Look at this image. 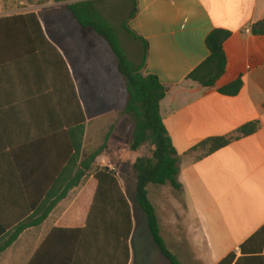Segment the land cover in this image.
Segmentation results:
<instances>
[{
    "label": "crops",
    "instance_id": "0c3cea01",
    "mask_svg": "<svg viewBox=\"0 0 264 264\" xmlns=\"http://www.w3.org/2000/svg\"><path fill=\"white\" fill-rule=\"evenodd\" d=\"M135 3L138 9L128 27L148 46L142 74L158 77L166 88L160 113L178 159L179 189L170 184L147 189L161 236L183 264H221L230 254L236 255L233 264L248 259L255 248L248 242L264 227V36L251 34V26L264 18V0ZM30 13L15 14L36 28L30 51L24 36L7 35L0 25V219L5 223L28 215L56 177L69 144L68 129L80 121V107L85 152L91 121L75 80L73 55L54 42L66 45L70 40L52 38L35 13L41 33ZM11 16L1 15L0 22ZM217 29L232 33L225 43L228 65L215 87L204 88L187 78L209 57L206 39ZM238 79L244 82L239 94L221 93ZM103 117L98 112L95 119L102 122ZM251 122L261 123L255 134L209 156L193 151L209 139L236 135ZM132 134L125 136L132 139ZM127 149H118V155L133 167L144 156ZM108 154L99 156L97 164L117 172L131 227L121 234L97 225L87 228L98 187L91 172L41 226L23 232L0 264H169L136 203V172L123 169L127 174H119Z\"/></svg>",
    "mask_w": 264,
    "mask_h": 264
},
{
    "label": "trees",
    "instance_id": "16d2710c",
    "mask_svg": "<svg viewBox=\"0 0 264 264\" xmlns=\"http://www.w3.org/2000/svg\"><path fill=\"white\" fill-rule=\"evenodd\" d=\"M74 0H54L56 3L71 2ZM133 11L129 20L133 18L138 9L135 0ZM70 16L77 24L83 28L94 32L97 36L107 42L111 51L115 55L118 63L119 73L125 78L127 85V102L125 114L133 122V134L129 145L131 152H139L146 144L152 146L151 157H140L133 165L136 172L135 198L140 210L147 217L148 228L153 242L168 261L169 264H183L178 257L172 253L163 237L161 236L160 224L156 210L149 200L148 187L172 185L179 189L177 176L179 174L177 152L173 147L167 128L161 117V102L166 97V88L160 83L156 76H144L142 70L146 64L147 43L138 37L126 25V32L135 40L142 42L143 52L140 63L132 62L125 53L119 36L113 26L98 10L93 1H82L67 5ZM29 19L38 24L42 33L41 25L34 12L27 15ZM5 33L15 34L17 37L24 36L25 48L29 51L35 48L36 28L32 26L25 17L12 15L3 18L0 22ZM253 36H264V18L251 26ZM232 33L224 29L214 30L206 39L209 50V57L190 75L187 80L201 85L204 88H213L226 72L228 59L225 52V43ZM23 41V40H22ZM32 48V49H31ZM244 82L238 79L221 90L227 96H236L242 90ZM80 109V121L72 123L68 129V145L62 152L64 156L61 165L56 171V177L44 189L38 199L24 218L12 223H5L0 219V257L9 249L19 237L29 228L41 226L57 207V205L67 198L68 194L79 187L82 181L94 173L98 181V187L90 209L87 228L95 225L115 230L122 233L128 226L131 227L130 206L127 202L117 178V172L105 167L96 168V162L108 147L112 131L106 136L104 144L92 154L85 152L84 141L86 133L85 116ZM261 129L260 122H251L241 129L236 135L228 137L213 138L202 142L193 151L203 150V156H209L225 147L231 142L243 137L251 136ZM78 231V230H77ZM127 238V237H126ZM127 240V239H126ZM254 243L252 257L239 258L235 264L246 261L247 264H263L264 255L260 256L264 247V227L257 232L248 242ZM244 251V247H241ZM236 259L235 254H230L221 264H233Z\"/></svg>",
    "mask_w": 264,
    "mask_h": 264
},
{
    "label": "rangeland",
    "instance_id": "374dc122",
    "mask_svg": "<svg viewBox=\"0 0 264 264\" xmlns=\"http://www.w3.org/2000/svg\"><path fill=\"white\" fill-rule=\"evenodd\" d=\"M82 1L96 3L98 10L117 32L129 59L136 64L140 63L142 44L132 38L125 29L133 11L132 0H74L62 3H56L54 0H0L2 6L0 16L34 12L52 38L65 35L70 40L66 45L56 39L54 42L62 50L73 55L71 64L76 70L75 80L81 88L91 119L85 142L87 154L90 155L99 149L112 131L114 140L110 149L108 142L105 153H109V164L118 166V173L123 175L126 172L123 169H127V172L133 169L130 162H124V158L120 157L117 151L118 149L122 151L125 147L129 150L131 139L125 135L131 136L134 126L132 120L125 114L128 97L126 80L119 73L117 59L107 42L94 32L81 28L71 18L67 5ZM81 70L82 76L79 75ZM98 112H104L102 122L95 119ZM118 137L122 139L115 141ZM139 152L143 156L151 157L152 146L146 144ZM95 167L100 168V165L96 162Z\"/></svg>",
    "mask_w": 264,
    "mask_h": 264
},
{
    "label": "built area",
    "instance_id": "2783aa9c",
    "mask_svg": "<svg viewBox=\"0 0 264 264\" xmlns=\"http://www.w3.org/2000/svg\"><path fill=\"white\" fill-rule=\"evenodd\" d=\"M262 254L264 255V247H263V252H262Z\"/></svg>",
    "mask_w": 264,
    "mask_h": 264
}]
</instances>
